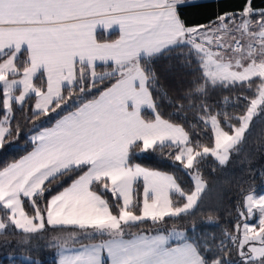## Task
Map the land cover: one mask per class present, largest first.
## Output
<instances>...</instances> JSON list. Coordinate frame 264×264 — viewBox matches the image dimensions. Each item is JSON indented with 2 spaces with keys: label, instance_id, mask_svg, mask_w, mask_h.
I'll return each mask as SVG.
<instances>
[{
  "label": "snow or ice",
  "instance_id": "obj_1",
  "mask_svg": "<svg viewBox=\"0 0 264 264\" xmlns=\"http://www.w3.org/2000/svg\"><path fill=\"white\" fill-rule=\"evenodd\" d=\"M218 9L219 0H0V155L24 151L0 166L3 248L50 233L58 264H233V251L235 264H264V191L242 194L218 240L193 219L211 191L204 162L226 169L254 121L264 126V0ZM113 28L117 39L98 37ZM174 54L193 69L186 88L169 89L157 71ZM224 89L233 95L217 109L210 97ZM137 150H168L191 186L133 163ZM185 220L190 229H178Z\"/></svg>",
  "mask_w": 264,
  "mask_h": 264
},
{
  "label": "trees",
  "instance_id": "obj_2",
  "mask_svg": "<svg viewBox=\"0 0 264 264\" xmlns=\"http://www.w3.org/2000/svg\"><path fill=\"white\" fill-rule=\"evenodd\" d=\"M244 0H219L220 11H232L243 7ZM255 3L259 5L261 0H255ZM190 18L195 20L206 22L207 15L202 13V10H191ZM98 37H102L105 40H115L118 38L117 33L106 35L104 33H98ZM182 57L180 55H173L169 59H163L156 64L157 71L162 78V82L169 89L186 88L189 86V82L193 79V69L187 67L181 62ZM2 87V86H0ZM233 93L227 89L214 91L210 99L215 103L216 108L222 107L220 101L223 96L231 97ZM17 108V113H19ZM165 114L171 111L167 106L165 107ZM227 111H242V109H236L234 105L229 104ZM22 119V118H21ZM178 119V118H177ZM188 120L195 123V116L193 113H188ZM36 124H40L41 121H35ZM235 123V121H233ZM44 126H50L46 121ZM31 127V125H26ZM199 127V126H198ZM262 125H257L254 121L253 135L249 136L245 151L240 156H234L226 169H221L217 166L213 158L209 157L201 166V171L204 177L209 182L211 191L208 194L205 204L201 207L198 214L193 218L197 225V229H208L215 233L217 240L221 237L223 229L232 230L233 224L237 218L236 205L237 202L242 199V194L246 193L250 189H255L257 193L264 191V177L261 176V169H264V137H258L256 131ZM24 142V132H21L20 139L16 141L17 145ZM24 154L23 149H13L11 154L0 155V166L4 163L18 159ZM247 155V159L245 158ZM251 160L249 164L247 161ZM133 163L140 164L142 167L149 169L174 174L179 178V182L182 187L188 188L191 186L192 181L183 172L178 171L173 167L170 159L168 158V150L164 153L148 151L141 153L139 150L133 158ZM229 177H231L229 179ZM228 179V183H221V181ZM111 199V197H109ZM0 213L3 214L2 211ZM208 215L213 217L216 221L212 224H205L202 221L207 218ZM162 229L169 230L172 227V223L169 222L161 226ZM178 229H190L188 222L182 221L177 224ZM166 233V232H165ZM154 234V233H149ZM5 236L0 235V264H10L6 259L7 255L16 257V264H29V261L23 259L25 256L36 257L42 261V264H57V249L52 246L51 234H45L44 239L37 240L31 239L30 245L21 248L5 249L2 247ZM7 239L16 241L21 239L20 234L9 235ZM87 241H85L86 243ZM47 245V247H45ZM39 246L41 251H34V247ZM68 246H80L78 242H72ZM233 264L237 259L236 253L233 251L231 254Z\"/></svg>",
  "mask_w": 264,
  "mask_h": 264
},
{
  "label": "crops",
  "instance_id": "obj_3",
  "mask_svg": "<svg viewBox=\"0 0 264 264\" xmlns=\"http://www.w3.org/2000/svg\"><path fill=\"white\" fill-rule=\"evenodd\" d=\"M104 33V34H106V35H111V34H113V33H117L118 34V36H119V32H118V29L117 28H113V29H111V30H99L98 29V31H97V34L98 33ZM70 249H72V250H76V249H79V247L80 246H68ZM58 260H59V255H58V258H57V264H58Z\"/></svg>",
  "mask_w": 264,
  "mask_h": 264
},
{
  "label": "rangeland",
  "instance_id": "obj_4",
  "mask_svg": "<svg viewBox=\"0 0 264 264\" xmlns=\"http://www.w3.org/2000/svg\"><path fill=\"white\" fill-rule=\"evenodd\" d=\"M141 153H145V152H141ZM136 187H137V189H138V191H139V193L141 194V197H142V192H143V182H142V180L137 182ZM0 215H3V214L0 213ZM57 254H58V251H57ZM23 259H24V257H23ZM26 261H28V260H26Z\"/></svg>",
  "mask_w": 264,
  "mask_h": 264
}]
</instances>
